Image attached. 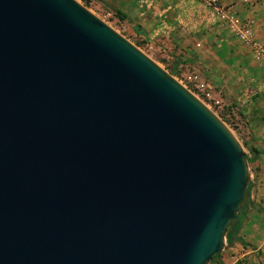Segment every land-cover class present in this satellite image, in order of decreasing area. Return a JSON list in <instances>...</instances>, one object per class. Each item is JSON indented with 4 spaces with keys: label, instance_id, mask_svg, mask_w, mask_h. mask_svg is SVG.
Here are the masks:
<instances>
[{
    "label": "water",
    "instance_id": "95a60500",
    "mask_svg": "<svg viewBox=\"0 0 264 264\" xmlns=\"http://www.w3.org/2000/svg\"><path fill=\"white\" fill-rule=\"evenodd\" d=\"M246 160L188 90L73 0H0V264H207Z\"/></svg>",
    "mask_w": 264,
    "mask_h": 264
},
{
    "label": "crops",
    "instance_id": "0c3cea01",
    "mask_svg": "<svg viewBox=\"0 0 264 264\" xmlns=\"http://www.w3.org/2000/svg\"><path fill=\"white\" fill-rule=\"evenodd\" d=\"M218 1L239 21L249 22L255 41L264 46V0ZM90 5L99 10L105 7L121 17L135 18L137 26L134 24L131 33L154 41L163 38L161 42L167 48H172V38L164 35H172L188 54L177 55L172 67L192 69L198 85L203 89L210 86L214 97L252 91L258 107H252L247 114V127L256 138L254 148L264 154V61L254 60L225 22L213 17L202 5L198 9L197 0H92ZM172 30L177 33H171ZM253 206L245 207L237 217L240 224L234 231L235 240L228 245L240 243L241 252L236 259L232 257L234 262L251 254V247L258 246L264 238V212H257Z\"/></svg>",
    "mask_w": 264,
    "mask_h": 264
},
{
    "label": "rangeland",
    "instance_id": "374dc122",
    "mask_svg": "<svg viewBox=\"0 0 264 264\" xmlns=\"http://www.w3.org/2000/svg\"><path fill=\"white\" fill-rule=\"evenodd\" d=\"M73 1L85 8L112 31L125 39L129 44H131L168 75H170L169 71L174 64L175 59H178L177 55H188L185 49L180 47L175 38L170 34L164 35L166 38H172V48H167L161 42L163 38H160L159 41H154L155 39L143 38L142 35H138V33H131V29L134 24L137 26L135 18L121 17L116 14L115 11L108 10L105 7L100 10L95 9L90 5L92 0ZM197 5L198 9L201 8L199 5H202V8L207 10L208 13L210 11L211 14H213V17H216L214 10L207 5L206 0H197ZM171 33H177V30H172ZM170 76L183 88L188 90L192 96L202 103L204 107H206L223 124V126L230 132L239 144L242 152L244 153L245 160L249 159L251 157L250 150L255 149L254 146L256 138H254L252 130L247 127V114H249V112L253 109L252 107H258L252 91H249L247 94L236 92L234 95L223 96L220 94L218 95L219 97H214V93L212 94L211 87L209 86L208 88H204L203 91L207 89L212 96L205 99L203 95L193 87L192 83H187L185 79L186 77L195 76L194 72L189 67H176V74ZM254 111L256 112V110ZM246 174V187L249 186V191L247 200H245L244 203L242 202L243 206L247 207L254 205L253 207L257 208V212L259 210L264 212V154H259L257 159L253 162H246ZM245 197L243 199H245ZM263 239L264 238H262V240ZM238 244L235 243L232 247H229L224 240L222 251L220 252L221 264H231L232 261H234L233 259L238 257L237 255L241 252V250H239L241 247ZM258 246L251 247L253 249L251 254L238 259L237 261H239V264H264V249H258ZM213 263L214 262H210V264ZM207 264H209V262Z\"/></svg>",
    "mask_w": 264,
    "mask_h": 264
},
{
    "label": "built area",
    "instance_id": "2783aa9c",
    "mask_svg": "<svg viewBox=\"0 0 264 264\" xmlns=\"http://www.w3.org/2000/svg\"><path fill=\"white\" fill-rule=\"evenodd\" d=\"M247 1V0H243ZM207 5H209L215 13V16L219 19V21L225 22L227 24L230 32L234 34L236 39L251 52L254 60L264 61V46L258 44L251 32L250 23L249 22H241L236 17H234L229 11H226L222 5L219 4L218 0H206ZM187 83H192L193 87L198 90L205 99L209 98V94L202 88L201 85H198V81L195 76H188L185 78ZM259 248L264 249V239ZM235 262L232 261L231 264Z\"/></svg>",
    "mask_w": 264,
    "mask_h": 264
},
{
    "label": "trees",
    "instance_id": "16d2710c",
    "mask_svg": "<svg viewBox=\"0 0 264 264\" xmlns=\"http://www.w3.org/2000/svg\"><path fill=\"white\" fill-rule=\"evenodd\" d=\"M169 74L170 75L176 74V65L170 69ZM250 152H251V157L249 159H246V162H253L254 160L257 159L258 155L260 154V152L257 149H252L250 150ZM248 191H249V186L245 188L246 197L245 199H243L242 201L243 203L245 202V200H247ZM243 203L241 204V207H240L241 210H239L236 214V218L233 221H231V223L227 226L226 231L224 233V240L227 245H229L232 242V240L234 239V231L237 230V228L239 227L240 223L237 217L245 209V207L243 206ZM220 255L221 254L219 253L217 255L212 256L209 260V264L210 262H214L213 264H221ZM234 264H239V261L235 262Z\"/></svg>",
    "mask_w": 264,
    "mask_h": 264
}]
</instances>
